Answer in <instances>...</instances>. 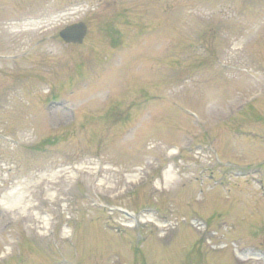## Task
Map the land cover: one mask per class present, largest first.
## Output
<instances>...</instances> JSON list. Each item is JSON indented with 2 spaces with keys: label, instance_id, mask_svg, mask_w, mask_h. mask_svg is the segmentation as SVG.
<instances>
[{
  "label": "rangeland",
  "instance_id": "1",
  "mask_svg": "<svg viewBox=\"0 0 264 264\" xmlns=\"http://www.w3.org/2000/svg\"><path fill=\"white\" fill-rule=\"evenodd\" d=\"M135 243L149 264H264V0H0V264Z\"/></svg>",
  "mask_w": 264,
  "mask_h": 264
},
{
  "label": "bare ground",
  "instance_id": "2",
  "mask_svg": "<svg viewBox=\"0 0 264 264\" xmlns=\"http://www.w3.org/2000/svg\"><path fill=\"white\" fill-rule=\"evenodd\" d=\"M172 153H174V151L172 150L171 151ZM164 175H165V178L168 179V178H171L172 176V172H171V169L170 168H167L164 170ZM133 180V179H132ZM130 180V181H132ZM103 182V180H99V184H101ZM24 193H19V194H16V191H9L8 193L5 194V199L3 200V205H4V208L6 210H11L15 207H18V206H21L23 208V210H25V212L27 211V207L25 206H22V203H23V200H24ZM7 199H10V200H7ZM24 217H28V214L26 212V214L24 215ZM151 219V216H137V217H134L133 219V223H138V222H142V221H145V220H150ZM47 219L44 218V224L46 225L47 224Z\"/></svg>",
  "mask_w": 264,
  "mask_h": 264
},
{
  "label": "water",
  "instance_id": "3",
  "mask_svg": "<svg viewBox=\"0 0 264 264\" xmlns=\"http://www.w3.org/2000/svg\"><path fill=\"white\" fill-rule=\"evenodd\" d=\"M87 26L84 22H74L64 26L59 31V37L65 43H76L80 44L83 41V38L86 35Z\"/></svg>",
  "mask_w": 264,
  "mask_h": 264
},
{
  "label": "flooded vegetation",
  "instance_id": "4",
  "mask_svg": "<svg viewBox=\"0 0 264 264\" xmlns=\"http://www.w3.org/2000/svg\"><path fill=\"white\" fill-rule=\"evenodd\" d=\"M134 231L136 234V230H134ZM136 243H138L137 238H136ZM136 243L132 247L133 251L128 253L126 255V258H124L118 264H149L150 260L147 258L149 255L144 253V252L136 251V247H138V245H136ZM151 264H152V262H151Z\"/></svg>",
  "mask_w": 264,
  "mask_h": 264
}]
</instances>
